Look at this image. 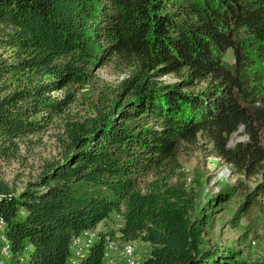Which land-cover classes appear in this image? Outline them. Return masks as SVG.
I'll return each instance as SVG.
<instances>
[{"label":"trees","instance_id":"trees-1","mask_svg":"<svg viewBox=\"0 0 264 264\" xmlns=\"http://www.w3.org/2000/svg\"><path fill=\"white\" fill-rule=\"evenodd\" d=\"M113 58L135 71L124 102L66 120L59 158L19 192L0 175L13 257L30 246L25 264H70L73 241L116 213L117 240L149 246L141 264H238L204 245L208 205L226 198L197 210L195 192L173 179L180 149L202 135L237 174L261 177L245 206L264 200V0H0V163L18 161L74 101L69 87ZM155 72L182 86L155 88ZM14 74L27 83L9 90ZM240 127L246 142L229 148ZM113 240L98 233L80 264H106Z\"/></svg>","mask_w":264,"mask_h":264},{"label":"rangeland","instance_id":"rangeland-1","mask_svg":"<svg viewBox=\"0 0 264 264\" xmlns=\"http://www.w3.org/2000/svg\"><path fill=\"white\" fill-rule=\"evenodd\" d=\"M226 57L229 58L230 53H227ZM250 72L254 73V68L250 69ZM134 73L133 68L113 58L93 68L87 83L70 86L69 90L74 93V101L63 115L53 118L43 131L28 137L27 145L21 146V158L18 161L0 163V175L9 187L19 192L36 178L46 164L59 158L65 140L63 126L66 120L70 118L83 122L124 102L126 96L124 82ZM153 74H149L148 77L155 88L182 86V79L175 74L161 75L158 72ZM3 82L12 90L26 84L27 79L24 75L14 74L5 77ZM259 85L264 95V80ZM203 86L204 83L196 82L189 90ZM51 96L61 98L62 92H54ZM144 122L145 119L142 123ZM246 140L244 129L240 127L229 137L228 147L234 148ZM210 150L211 144L202 135H198L191 146L182 147L178 154L181 168L173 181L186 190L195 192L197 210L221 195L226 198L225 201L220 200V203H214L213 206L208 205L209 225L204 235L206 249L230 250L236 256L238 264H264V200L257 197L251 205L245 206L248 193L253 192L261 177L245 179L236 173L233 166L211 155ZM122 224L121 216L113 213L89 232L92 236L82 234L76 238L71 248L73 256L76 250L80 251L79 256L82 257L75 256L76 261L79 260L78 264L86 257L88 247L97 241L100 232L110 234L115 243L112 249H105V262L110 257L109 264H128L122 252L125 243L117 240ZM133 244L139 254L138 264H141L148 257L149 246L140 241ZM30 251L31 247L28 246L22 254L17 257L11 256L5 262L25 264Z\"/></svg>","mask_w":264,"mask_h":264},{"label":"built area","instance_id":"built-area-1","mask_svg":"<svg viewBox=\"0 0 264 264\" xmlns=\"http://www.w3.org/2000/svg\"><path fill=\"white\" fill-rule=\"evenodd\" d=\"M0 199H1V196H0ZM83 235L84 236H92L89 232H85V233H83ZM73 243H74V241H73ZM113 245H115L114 242L108 241L106 244V248L112 249ZM122 252L124 253L125 258L127 259L128 264H138L139 254L137 251H135V245L133 244V242L125 243ZM79 254H80V251L76 250L75 255L73 256V254H72L73 257L72 256L70 257L69 263L70 264H78L79 260L76 261L75 256H78L81 258L82 256H79ZM11 256H13L12 252H11V244H10V241H9L8 236L6 234V231L4 229V222H3L2 218L0 217V264H6L5 260L11 258Z\"/></svg>","mask_w":264,"mask_h":264},{"label":"crops","instance_id":"crops-1","mask_svg":"<svg viewBox=\"0 0 264 264\" xmlns=\"http://www.w3.org/2000/svg\"><path fill=\"white\" fill-rule=\"evenodd\" d=\"M108 259H109V260H107L108 262H107V261L105 262L106 264H107V263L109 264V261L111 260L110 257H109ZM110 264H111V263H110Z\"/></svg>","mask_w":264,"mask_h":264},{"label":"bare ground","instance_id":"bare-ground-1","mask_svg":"<svg viewBox=\"0 0 264 264\" xmlns=\"http://www.w3.org/2000/svg\"><path fill=\"white\" fill-rule=\"evenodd\" d=\"M6 261V260H5Z\"/></svg>","mask_w":264,"mask_h":264}]
</instances>
